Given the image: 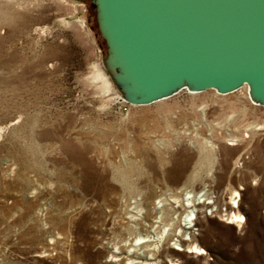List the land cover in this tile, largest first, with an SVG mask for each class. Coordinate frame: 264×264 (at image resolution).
I'll use <instances>...</instances> for the list:
<instances>
[{"label": "rangeland", "instance_id": "obj_1", "mask_svg": "<svg viewBox=\"0 0 264 264\" xmlns=\"http://www.w3.org/2000/svg\"><path fill=\"white\" fill-rule=\"evenodd\" d=\"M91 1L0 0V264H264V106L123 102Z\"/></svg>", "mask_w": 264, "mask_h": 264}, {"label": "water", "instance_id": "obj_2", "mask_svg": "<svg viewBox=\"0 0 264 264\" xmlns=\"http://www.w3.org/2000/svg\"><path fill=\"white\" fill-rule=\"evenodd\" d=\"M106 66L133 105L187 86L264 105V0H92Z\"/></svg>", "mask_w": 264, "mask_h": 264}, {"label": "bare ground", "instance_id": "obj_3", "mask_svg": "<svg viewBox=\"0 0 264 264\" xmlns=\"http://www.w3.org/2000/svg\"><path fill=\"white\" fill-rule=\"evenodd\" d=\"M241 88H244L245 90V95H246V98L248 99V101L252 104V105H255V106H264V105H261L260 103H258L257 101H255L251 96H250V93H249V87L247 85H244L242 86ZM241 88H239L238 90H240ZM180 90H188V93H191V94H198V93H201V92H194L192 91L190 88H188L187 86H184L183 88L181 89H178L177 91H175L174 93L170 94L169 96L167 97H164V98H161V99H158L152 103H155V102H160V101H163L165 99H167L168 97L174 95L176 92L180 91ZM213 91H215V93L217 95H220V96H225V95H228L232 92H229V93H219L217 92L215 89H211ZM236 90V91H238ZM235 92V91H234ZM121 98V100L125 103H128L127 100H126V97L124 96V94H120L119 96ZM130 104V103H128ZM131 106H141V105H133V104H130ZM239 197V193L233 191L229 200H230V204L232 205L231 208L229 210L228 213L224 214V216H227L225 218V221L227 224H237L238 226L240 225V223L244 222V218L242 217V215L239 213V211L237 210V198ZM190 203L186 204V205H189L190 208H192V211L196 212V215L199 214V210L202 208V206L205 204H201L199 202H194V201H189ZM214 203V202H213ZM217 214V212H213V214ZM196 219V222H197V217L195 218ZM194 225V224H193ZM137 240H140V237L136 239ZM190 240L192 242V244H189V243H182V245H186L185 248H188L190 249V252H187V253H190V254H193L194 256L196 257H200L202 255V253H204L203 251H201V247L196 245L195 244V237L194 236H191L190 235ZM134 245V244H133ZM180 245L181 247H184ZM194 250V251H193ZM195 251H200L199 253H196ZM177 264V263H176Z\"/></svg>", "mask_w": 264, "mask_h": 264}]
</instances>
